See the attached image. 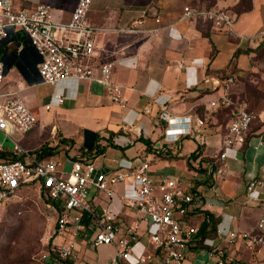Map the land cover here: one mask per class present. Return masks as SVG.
<instances>
[{
    "label": "crops",
    "instance_id": "0c3cea01",
    "mask_svg": "<svg viewBox=\"0 0 264 264\" xmlns=\"http://www.w3.org/2000/svg\"><path fill=\"white\" fill-rule=\"evenodd\" d=\"M41 2L61 7L68 15L75 0H15V6L30 8ZM185 4L186 0L91 1L87 22L95 28L97 55L93 61L114 63L112 79L122 86L123 105L94 80L63 79L40 88L47 83L39 79L35 68L38 54L26 36L19 33L0 42V59L6 66L5 90L21 89L38 119L27 132L15 134V139L33 154L44 146L51 147L52 153L45 157L55 158L60 169H67L77 157L109 170L121 158L149 160L148 173L153 179L177 176L196 194L188 219L199 228L198 234L206 223L214 226L204 238L207 247L190 248L189 260L198 262L197 257L209 264H264V244L248 249L240 241L223 240L231 230L252 229L264 209V146L253 148L259 140L264 142V111L252 122L245 144L224 161L215 155L227 131L230 108L210 111L206 107L223 92L227 74L236 75L230 89L235 102H242L247 92L241 77L249 69L250 80H254L258 40L253 37L264 31V0H251V9L234 13L236 21L229 33L198 18L182 19ZM181 59L184 64L179 67ZM21 80L27 83L24 89ZM251 87L256 89V85ZM56 96H61L62 102H55ZM50 100L52 105L46 110L44 105ZM145 106L150 107L147 113ZM160 108L178 119L188 115L202 118L198 136L182 135L177 141L166 142V122L158 116ZM87 130L97 133L95 144L104 148L101 153L90 150L94 135ZM159 143H164L165 150L155 155L153 149ZM251 177L263 181L257 188V201L248 200L246 186ZM124 184L115 183L111 196L90 186L88 198L97 214L110 213L125 228L139 218L123 199ZM138 224V238L132 247L137 242L148 246V254L138 255L144 258L138 264H162L149 243L150 226ZM75 238L67 235L64 239L73 240V264H97V247L89 243L87 235ZM209 250H213L211 255ZM90 252L93 257L87 261L84 257ZM130 253L129 260L134 261L138 256ZM113 254L114 248L105 264Z\"/></svg>",
    "mask_w": 264,
    "mask_h": 264
},
{
    "label": "built area",
    "instance_id": "2783aa9c",
    "mask_svg": "<svg viewBox=\"0 0 264 264\" xmlns=\"http://www.w3.org/2000/svg\"><path fill=\"white\" fill-rule=\"evenodd\" d=\"M91 1L75 0L67 15L63 8L45 2L26 8L15 6V0H0V42L11 40L19 33L24 34L38 54L35 68L42 82L55 84L63 79L94 80L106 89L113 100L123 105L122 86L112 79L114 63L95 64L93 61L97 55L93 40L95 28L87 22ZM181 18H198L226 33L231 32L236 21L235 14L226 9L211 7L199 10L189 5L183 7ZM253 38L264 39V31ZM183 64L182 59L177 62L179 67ZM5 73V63L0 59V152L15 156H0V204L31 187L42 191L47 206L55 214L51 251L61 264H65V259L76 258L73 240L65 241V237L86 236V233H89L87 240L93 247L111 245L114 248L108 264L143 263L142 256L129 260L132 244L138 238V221L150 226L149 243L162 264H209L197 257L194 259L198 262L188 259L190 245L199 232V228L188 219L196 194L180 178L165 175L158 180L153 179L148 173L149 160L146 159L136 162V158H121L109 170L97 168L92 160L85 157L72 160L67 169H60L53 157L36 158L15 139V134L25 133L34 126L38 120L36 113L21 94V89L5 90ZM235 77L234 73L227 74L221 95L206 104L210 111L219 107L230 108L227 131L215 155L224 161L232 155L234 157L244 145L257 116L244 103L233 100L230 89ZM19 84L24 86L23 89L27 86L25 80ZM55 102H62V97L56 96ZM51 105L50 100L44 108L48 110ZM143 111L149 112L150 107L145 106ZM158 116L166 122V142L177 141L182 135L198 136L197 131L204 124V120L197 115L178 119L163 108L159 109ZM164 143L155 146V155L165 150ZM258 146H264V142L259 140L253 148ZM117 182L125 183L123 199L136 210L139 218L125 228L110 213L104 211L97 214L88 198L90 186L111 196L114 193L112 186ZM262 185L260 179H249L246 186L248 200H259L257 188ZM223 240L228 243L240 241L248 249L264 244V209L252 229L231 230ZM212 252L209 250L208 254Z\"/></svg>",
    "mask_w": 264,
    "mask_h": 264
},
{
    "label": "rangeland",
    "instance_id": "374dc122",
    "mask_svg": "<svg viewBox=\"0 0 264 264\" xmlns=\"http://www.w3.org/2000/svg\"><path fill=\"white\" fill-rule=\"evenodd\" d=\"M186 2L199 10L211 7L222 8L237 15L242 8L251 3V0H186ZM262 11L264 13V9ZM253 60L256 64V72L253 76L256 78L252 77L254 80H250L248 74L250 69L241 77L247 90L241 97V103L257 115L264 111V39L257 41ZM251 84L256 85V89L251 87ZM47 86L49 85L42 84L39 87ZM0 140H2L1 134ZM54 220L53 209L47 206L42 191L37 187L22 190L17 197L0 204V264H61L51 251ZM140 242L144 243V238ZM146 246L137 242L131 247V252L136 256L148 254V246ZM103 248L105 251L101 252L100 249ZM112 251L111 245H102V248L98 246L94 251L98 259L97 264H105ZM91 252L90 255L87 253L85 260L91 261L93 257ZM48 254L52 256L48 257ZM80 257L81 255L79 259Z\"/></svg>",
    "mask_w": 264,
    "mask_h": 264
},
{
    "label": "trees",
    "instance_id": "16d2710c",
    "mask_svg": "<svg viewBox=\"0 0 264 264\" xmlns=\"http://www.w3.org/2000/svg\"><path fill=\"white\" fill-rule=\"evenodd\" d=\"M248 1H250V0H248ZM242 6H243V4H242ZM249 9H251V3H248V5L244 9L242 8L240 10V12H244V11H247ZM237 52H239V51H237ZM87 132L94 135V139L91 143V149L90 150H95V153H101L104 148L100 147L97 143L95 144V141L98 138L97 133L91 132L88 130L86 131V133ZM108 142L111 143V141H109V140H108ZM245 142H246V140H245ZM245 142H244V144H245ZM147 143H148V141H147ZM51 153H52V148L48 147V146H44V147L40 148L39 150H37L36 152H34V155L36 156V158L41 159V158H44L45 156H49ZM0 156H8L10 158H15V156L9 155V153H7V152H0ZM191 157L196 158L195 153H192ZM80 158L81 157H77L76 159H80ZM188 166H190V162H188ZM193 193H194V191H193ZM86 220H88V219L86 218ZM210 231H214V226L212 225L211 227H209V224L206 223L204 228L201 230L200 234H196L195 240L193 241V243H191L190 248H194V249L198 250V249H202V248L207 247L206 244L204 243V238L206 235H208V233ZM64 263L65 264H73L72 259H65Z\"/></svg>",
    "mask_w": 264,
    "mask_h": 264
}]
</instances>
